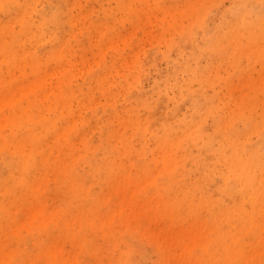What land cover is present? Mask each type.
<instances>
[{
    "label": "rangeland",
    "instance_id": "rangeland-1",
    "mask_svg": "<svg viewBox=\"0 0 264 264\" xmlns=\"http://www.w3.org/2000/svg\"><path fill=\"white\" fill-rule=\"evenodd\" d=\"M4 2L0 264H264V0Z\"/></svg>",
    "mask_w": 264,
    "mask_h": 264
},
{
    "label": "snow or ice",
    "instance_id": "snow-or-ice-1",
    "mask_svg": "<svg viewBox=\"0 0 264 264\" xmlns=\"http://www.w3.org/2000/svg\"><path fill=\"white\" fill-rule=\"evenodd\" d=\"M11 7H12V5H10V4H6V3L4 2V0H0V11H5V12H7Z\"/></svg>",
    "mask_w": 264,
    "mask_h": 264
},
{
    "label": "bare ground",
    "instance_id": "bare-ground-1",
    "mask_svg": "<svg viewBox=\"0 0 264 264\" xmlns=\"http://www.w3.org/2000/svg\"><path fill=\"white\" fill-rule=\"evenodd\" d=\"M229 235H230V228H227V234L223 235V238L227 239V237H229Z\"/></svg>",
    "mask_w": 264,
    "mask_h": 264
}]
</instances>
